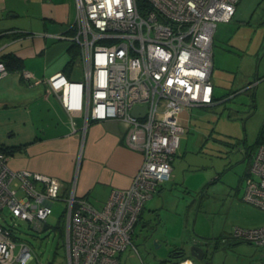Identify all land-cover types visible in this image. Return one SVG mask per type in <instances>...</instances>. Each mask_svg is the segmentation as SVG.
I'll list each match as a JSON object with an SVG mask.
<instances>
[{
	"label": "built area",
	"instance_id": "built-area-1",
	"mask_svg": "<svg viewBox=\"0 0 264 264\" xmlns=\"http://www.w3.org/2000/svg\"><path fill=\"white\" fill-rule=\"evenodd\" d=\"M75 1L72 33L62 38L78 48L83 77L69 81L57 73L45 82L67 112H84L86 121L123 123L126 144L142 161L130 186L111 190L101 209L73 193L63 200L66 263L120 264L122 252H136L131 239L145 203L171 178L185 132L182 112L214 104L212 40L239 0ZM6 75L0 62V80ZM23 78L33 77L24 72ZM134 107L140 108L135 115ZM14 181L17 189L11 188ZM61 187L52 177L11 171L0 151V264H41L14 233L19 223L42 233ZM242 200L264 212V145L249 166ZM233 238L262 246L264 227L236 228ZM165 264L197 263L186 257Z\"/></svg>",
	"mask_w": 264,
	"mask_h": 264
},
{
	"label": "rangeland",
	"instance_id": "rangeland-1",
	"mask_svg": "<svg viewBox=\"0 0 264 264\" xmlns=\"http://www.w3.org/2000/svg\"><path fill=\"white\" fill-rule=\"evenodd\" d=\"M224 26L241 54L237 74L213 76L216 94L224 95L234 79L243 89L212 106L184 110L188 124L177 143V180L166 182L161 195L145 203L131 239L136 252H122L120 264H165L179 251L190 257L194 244L204 251L197 264H264V245L233 238L236 228L264 227V212L242 200L245 173L264 126V0H240ZM75 74L82 79L81 68ZM11 188L17 189L16 181ZM64 210V202L53 204L42 233L31 232L25 223L15 232L41 264H67Z\"/></svg>",
	"mask_w": 264,
	"mask_h": 264
},
{
	"label": "crops",
	"instance_id": "crops-1",
	"mask_svg": "<svg viewBox=\"0 0 264 264\" xmlns=\"http://www.w3.org/2000/svg\"><path fill=\"white\" fill-rule=\"evenodd\" d=\"M75 17V0H0V62L6 55L20 61L19 70L6 69L7 75L0 80V147L11 151L6 155L11 171L55 178L62 184L60 201L73 193L101 209L111 190L130 186L142 157L127 146L123 123L86 121L84 112H67L45 82L57 73L80 81L75 72L82 67L78 58L69 64L71 45L62 38L72 33ZM227 24L217 25L212 40L214 103L243 89L234 79L227 83L224 95L216 94L215 73L234 76L239 70L241 52L233 46ZM24 72L33 78L24 79ZM176 156L166 186L177 180Z\"/></svg>",
	"mask_w": 264,
	"mask_h": 264
},
{
	"label": "trees",
	"instance_id": "trees-1",
	"mask_svg": "<svg viewBox=\"0 0 264 264\" xmlns=\"http://www.w3.org/2000/svg\"><path fill=\"white\" fill-rule=\"evenodd\" d=\"M239 1H238V3H239ZM69 53H70V57H71L69 64L76 63V60L79 56L78 48L75 45H71V47L69 48ZM1 62L5 65L7 70H19V68H20L19 59H17L13 55H6V56L2 57ZM227 96L228 95H226L225 97H227ZM260 145H264V126H262L260 133H259V137L257 139V146L259 147ZM0 151H2L5 155H8L11 153L10 150L5 149V148H1V147H0ZM248 173H249V170H248L246 175H248ZM62 236L64 239V231L62 232ZM171 257H172L171 259H182V258H186L187 256H185L184 253H177V254L173 253Z\"/></svg>",
	"mask_w": 264,
	"mask_h": 264
},
{
	"label": "water",
	"instance_id": "water-1",
	"mask_svg": "<svg viewBox=\"0 0 264 264\" xmlns=\"http://www.w3.org/2000/svg\"><path fill=\"white\" fill-rule=\"evenodd\" d=\"M144 109H145V107L142 108V110H144ZM139 110H140V108L134 107L133 110L131 111V114L135 115ZM189 256H190V258L199 262V261H202V259L204 257V251L202 250V248L200 246H197L194 244L189 248Z\"/></svg>",
	"mask_w": 264,
	"mask_h": 264
}]
</instances>
